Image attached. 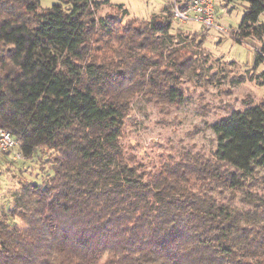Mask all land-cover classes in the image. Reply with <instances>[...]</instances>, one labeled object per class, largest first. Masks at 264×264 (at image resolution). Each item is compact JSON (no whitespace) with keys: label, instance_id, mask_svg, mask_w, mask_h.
Segmentation results:
<instances>
[{"label":"trees","instance_id":"16d2710c","mask_svg":"<svg viewBox=\"0 0 264 264\" xmlns=\"http://www.w3.org/2000/svg\"><path fill=\"white\" fill-rule=\"evenodd\" d=\"M225 1L247 3L236 40L262 39L264 0ZM97 6L0 0V129L20 159L54 152L47 180H20L0 212V264H264V105L211 122V156L146 170L123 149L124 117L135 94L184 99L191 49L174 46L168 8L122 25Z\"/></svg>","mask_w":264,"mask_h":264},{"label":"rangeland","instance_id":"374dc122","mask_svg":"<svg viewBox=\"0 0 264 264\" xmlns=\"http://www.w3.org/2000/svg\"><path fill=\"white\" fill-rule=\"evenodd\" d=\"M54 1L40 0V5L47 7ZM170 1L98 0L95 16L112 14L126 25L131 18L148 20L160 15L164 8L169 10ZM118 4L127 8L128 14L125 15ZM246 7L247 3L242 1L215 0L214 21L228 27L227 34L213 29L207 31L198 22H178L170 16L169 33L184 40L174 46L189 44L192 50L187 49L190 53L184 62L182 60L183 66H190L178 82L184 99L160 104L148 95L135 94L124 117L120 137L128 157L146 170L154 171L170 156L177 157L176 153L185 149L211 156L216 146L215 135L209 128L211 122L247 103L264 105V85L255 80L256 74L264 71V36L260 40L247 37L237 41L235 35ZM258 22H264V12ZM257 53H262L263 61L256 66ZM53 155L54 152L44 146L23 159H14L12 153L0 151V212L8 211L13 205L20 180L38 183L47 180ZM259 181L264 188L262 180ZM16 221L20 222L18 218Z\"/></svg>","mask_w":264,"mask_h":264},{"label":"built area","instance_id":"2783aa9c","mask_svg":"<svg viewBox=\"0 0 264 264\" xmlns=\"http://www.w3.org/2000/svg\"><path fill=\"white\" fill-rule=\"evenodd\" d=\"M170 16L178 22H198L205 30L229 33V28L214 21L215 0H171ZM16 140L6 130L0 129V151H14L13 158L20 159L22 154L15 151Z\"/></svg>","mask_w":264,"mask_h":264}]
</instances>
